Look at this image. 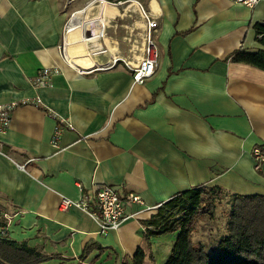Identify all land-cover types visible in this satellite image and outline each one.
<instances>
[{
	"label": "crops",
	"instance_id": "crops-1",
	"mask_svg": "<svg viewBox=\"0 0 264 264\" xmlns=\"http://www.w3.org/2000/svg\"><path fill=\"white\" fill-rule=\"evenodd\" d=\"M119 1L128 10L112 29L124 28L129 47L127 27L140 17ZM139 1L162 13L158 67L144 83L123 62L86 74L69 65L61 47L71 13L86 7L79 0H0V103L31 99L0 131V208L9 215H0V229L49 256L40 264H136L139 248L144 264H163L166 235L148 236L144 221L176 193L206 184L264 195V163L256 168L252 153L264 149V70L228 58L264 49L255 28L264 0ZM109 38L113 53L128 51L117 34ZM45 67L59 70L49 84H33ZM61 117L73 127L55 145ZM102 183L145 201L106 234L83 209L60 208L63 196L78 200Z\"/></svg>",
	"mask_w": 264,
	"mask_h": 264
},
{
	"label": "trees",
	"instance_id": "trees-1",
	"mask_svg": "<svg viewBox=\"0 0 264 264\" xmlns=\"http://www.w3.org/2000/svg\"><path fill=\"white\" fill-rule=\"evenodd\" d=\"M256 38L264 45V21L255 24ZM228 58L264 70V49L234 51ZM230 208L223 231L197 240L203 220L217 217L218 207ZM147 235L177 232L165 264H264V195L239 194L217 185H198L176 193L145 220ZM136 264H144L145 251L137 250ZM49 256L0 234V264H40Z\"/></svg>",
	"mask_w": 264,
	"mask_h": 264
},
{
	"label": "built area",
	"instance_id": "built-area-1",
	"mask_svg": "<svg viewBox=\"0 0 264 264\" xmlns=\"http://www.w3.org/2000/svg\"><path fill=\"white\" fill-rule=\"evenodd\" d=\"M73 1L75 0H68L69 3H72ZM232 1L247 5L248 7H254L261 0ZM125 2H127V6L130 7L129 13H138L140 20L143 23L140 25H134L133 27H127L130 31L129 35H126L125 38H128L130 45L128 47V51L125 54L120 52L115 54L108 46L101 45L92 54L97 58V63L90 68H83L73 65L67 58L65 37L67 25L72 16H74L78 10H75L71 13L65 24L64 39L61 48L63 57L71 67L77 70L78 74H86L95 72L97 70L111 69L120 62H123L125 66H127L132 71L134 81L138 83H144L155 73L159 63V49L155 40V35L159 30V19L162 13L148 9L139 0H125ZM133 36L136 37L133 38ZM104 56H106L105 60H98ZM52 70L57 71L59 68H43L40 74L33 77V84L37 86L49 84ZM30 101V98H23L20 101L13 100L0 103V131H4L8 127L12 112L15 107H17L19 104L29 103ZM35 101L40 103V96H36ZM54 115L57 114L54 113ZM66 127H73V124L70 120L61 117L53 138V143L55 145H57V141L62 130ZM252 153L255 167L258 169L261 168L264 163V149L262 145H255L253 147ZM135 203L140 205L145 203L143 197L140 194L136 192H129L126 195H121L113 186L102 183L98 184L94 192H92L90 195H83L78 200L63 196L60 202V208L66 210L70 207L76 206L83 209L93 217L99 219L101 224L100 232L102 234H106L111 229L118 228L120 224L129 217V213H127L126 208ZM0 215L6 216L7 220L9 219V215L7 213H3L1 208ZM6 232L7 230L5 228L0 229L1 235H6Z\"/></svg>",
	"mask_w": 264,
	"mask_h": 264
},
{
	"label": "bare ground",
	"instance_id": "bare-ground-1",
	"mask_svg": "<svg viewBox=\"0 0 264 264\" xmlns=\"http://www.w3.org/2000/svg\"><path fill=\"white\" fill-rule=\"evenodd\" d=\"M127 10L108 0H92L85 8L79 9L69 21L65 35L66 55L70 62L90 68L97 63L92 54L101 45L114 50L116 46L105 32L112 28V18L124 12L126 15ZM139 23L143 22L140 20Z\"/></svg>",
	"mask_w": 264,
	"mask_h": 264
},
{
	"label": "rangeland",
	"instance_id": "rangeland-1",
	"mask_svg": "<svg viewBox=\"0 0 264 264\" xmlns=\"http://www.w3.org/2000/svg\"><path fill=\"white\" fill-rule=\"evenodd\" d=\"M80 3L82 4L80 8L84 7L85 5L87 6L92 0H79ZM96 1V0H95ZM111 2H117L119 0H109ZM89 2V3H88ZM98 4V2H96ZM97 8L94 9V11H96ZM118 22H124V23H129L131 21V18L129 17H126L125 19H117ZM115 24V23H114ZM115 35L117 34L120 38V45H121V50L122 51H125V49L128 47V44L126 41L124 40H121V36L124 35V28H122L121 26L119 27L117 33L115 32L114 28L112 29H109L108 30V35L111 36V35ZM229 208L230 206L224 202V204H222L221 206L218 207V210H217V217L214 218V219H205L202 221V223L199 225L198 229H197V233H196V239L197 240H205L207 241L208 240V236L210 234L214 235L216 234L215 232L216 231H223L224 228H225V224H226V216H227V213L229 211ZM166 236H163L162 240H161V244H160V247H161V251L165 254V261L163 264L166 263L168 257L170 256L171 254V251H172V246L174 243H171L168 238V234L169 233H164ZM160 260L158 261L159 263L161 262V257L159 258Z\"/></svg>",
	"mask_w": 264,
	"mask_h": 264
}]
</instances>
